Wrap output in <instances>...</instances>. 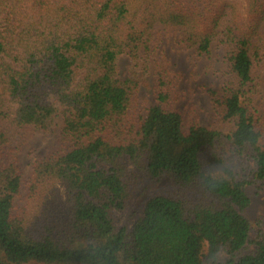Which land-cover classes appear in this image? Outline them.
I'll return each mask as SVG.
<instances>
[{"label": "trees", "instance_id": "trees-1", "mask_svg": "<svg viewBox=\"0 0 264 264\" xmlns=\"http://www.w3.org/2000/svg\"><path fill=\"white\" fill-rule=\"evenodd\" d=\"M158 26L176 29L200 55L232 45L233 81L221 106L235 129L223 134L160 104L139 128L130 112L147 80L122 78L119 63L138 62ZM264 28V0H0V158L8 129L52 134L71 149L36 161L26 205L16 158L0 169V264H264V233L250 243L251 200L214 149L230 142L251 151L254 183H264V140L251 98L254 42ZM210 93L217 97L220 92ZM219 101V100H217ZM220 102V101H219ZM211 151L205 156L207 151ZM129 159L156 185L192 197H151L131 227L115 213L133 197Z\"/></svg>", "mask_w": 264, "mask_h": 264}, {"label": "rangeland", "instance_id": "rangeland-1", "mask_svg": "<svg viewBox=\"0 0 264 264\" xmlns=\"http://www.w3.org/2000/svg\"><path fill=\"white\" fill-rule=\"evenodd\" d=\"M254 47L256 53H253L254 82L251 98L264 140V28L261 36L254 42ZM234 52L235 48L232 45L215 43L209 55H200L195 48H190L185 43L180 31L158 26L153 32L149 51H143L138 62L124 56L119 63V74L122 78L139 74L147 80L130 112L131 124L139 128L150 108L160 104L157 95L159 82L161 78H165L167 86L164 91L168 97L163 107L167 110H177L184 115L185 131H188L195 122L199 126L223 134L232 132L235 129V122L225 119L221 102L225 85L234 79L228 61ZM212 90L220 92L219 96H213L210 93ZM62 127L63 118H60L54 133L49 135L35 133L29 128L8 129L11 141L0 158V169L16 158L22 170L23 189L16 202L17 212L26 205L27 181L32 175L34 163L52 154L71 149L70 145H65L61 141ZM214 150L223 156L239 179L252 182L245 187L251 204L244 211L252 224L250 243L238 255V260L246 254L255 252V242L264 233V183L253 182L256 165L251 151L240 153L227 141ZM210 153V150L207 151L205 156ZM125 163L134 177L133 197L124 212L115 213L118 227L133 226L141 217L147 201L155 195L171 193L180 197L185 195L192 197L172 185L154 184L146 172L136 168L128 158L125 159ZM220 258L221 263L226 264V254Z\"/></svg>", "mask_w": 264, "mask_h": 264}]
</instances>
